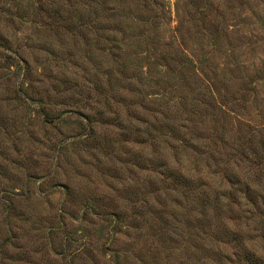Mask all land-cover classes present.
Listing matches in <instances>:
<instances>
[{"label":"rangeland","instance_id":"1","mask_svg":"<svg viewBox=\"0 0 264 264\" xmlns=\"http://www.w3.org/2000/svg\"><path fill=\"white\" fill-rule=\"evenodd\" d=\"M125 2L0 0V264H264V0Z\"/></svg>","mask_w":264,"mask_h":264},{"label":"trees","instance_id":"2","mask_svg":"<svg viewBox=\"0 0 264 264\" xmlns=\"http://www.w3.org/2000/svg\"><path fill=\"white\" fill-rule=\"evenodd\" d=\"M105 1H109V0H105ZM111 2H113L114 4L115 3H118V4L119 3H121V4L126 3L125 0H111ZM141 2H142L141 3L142 7L145 8L146 10L148 9V10L151 11L153 9H159V12L161 14H162V12H164L166 10L165 9V6H164V4L162 2V0H141ZM111 8H112V10H114V12H115L114 14H118V12H117V10H118L117 6H114L113 5ZM57 13H58V11L55 8H53L52 13H51V17L58 16ZM54 20H57L56 22H58V19L57 18L54 19ZM146 36L147 35H145L141 31L139 33V37H137V38H138V40L140 39V40L144 41V43H147L146 38H145ZM121 51H123V50H121ZM183 55L186 56L187 54H183ZM17 64H19L17 68L20 69L22 67V65H20L21 63L18 61ZM22 93H23V91H22ZM163 174L164 175H167L169 177V179L171 180L173 186H179L180 188H186V189H188L187 188V185L188 184H191V182H195L194 179H193L194 178L193 176H184L185 174L181 170H168V171L164 172ZM191 180H193V181H191ZM245 191L247 192V194L250 193L251 195H253L256 192V190L254 188H251L250 186L249 187H246L245 188Z\"/></svg>","mask_w":264,"mask_h":264}]
</instances>
